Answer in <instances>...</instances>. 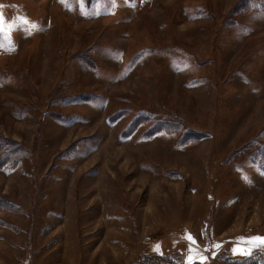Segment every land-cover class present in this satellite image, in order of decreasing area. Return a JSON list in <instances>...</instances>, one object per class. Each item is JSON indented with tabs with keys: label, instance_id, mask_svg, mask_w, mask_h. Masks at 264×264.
Here are the masks:
<instances>
[{
	"label": "rangeland",
	"instance_id": "1",
	"mask_svg": "<svg viewBox=\"0 0 264 264\" xmlns=\"http://www.w3.org/2000/svg\"><path fill=\"white\" fill-rule=\"evenodd\" d=\"M0 6V144L27 149L0 162V264L246 257L264 237V0Z\"/></svg>",
	"mask_w": 264,
	"mask_h": 264
},
{
	"label": "trees",
	"instance_id": "2",
	"mask_svg": "<svg viewBox=\"0 0 264 264\" xmlns=\"http://www.w3.org/2000/svg\"><path fill=\"white\" fill-rule=\"evenodd\" d=\"M142 122V120L136 118L130 125V130H135ZM177 123L174 121H156L150 129L147 130V133H154L156 131L162 130H170V131H177ZM190 139H197L195 137L185 135L183 137L184 141H189ZM10 141V140H9ZM6 141V145L10 146L11 148H5V144H0V148L3 150L2 158L0 160L1 163H6L12 160L15 162L19 160L26 152L27 149L24 148L21 144L15 143L14 145ZM13 145V146H12ZM217 261V260H216ZM220 261V263H218ZM217 264H264V260L259 255H249L244 258H230L228 256H222V258H218ZM179 264V261H175V259H170L167 257L162 256H155L148 259H143L140 264ZM181 264V263H180ZM200 264V263H196Z\"/></svg>",
	"mask_w": 264,
	"mask_h": 264
},
{
	"label": "snow or ice",
	"instance_id": "3",
	"mask_svg": "<svg viewBox=\"0 0 264 264\" xmlns=\"http://www.w3.org/2000/svg\"><path fill=\"white\" fill-rule=\"evenodd\" d=\"M3 7V6H0ZM21 23H27V21H21ZM11 28V25L9 26ZM31 28H36L35 24L31 25ZM5 35V21H4V17L2 15V13H0V47L4 46V40H3V36ZM186 239L192 241L194 243V241L192 240V237L190 235H188L186 237ZM240 244H248V245H252V246H260V245H264V237H254L251 238L250 240H243V238H241V240L239 241L238 245L236 248L233 249L234 252L239 253L241 255L244 256H249L251 255V249H245L243 247H240ZM215 247H219V245H216ZM192 257L189 258V262L188 264H192ZM206 257L200 256L199 260H200V264H204V260H206Z\"/></svg>",
	"mask_w": 264,
	"mask_h": 264
}]
</instances>
